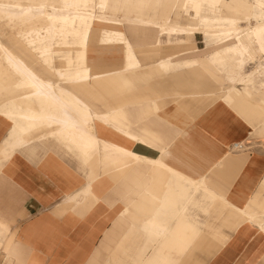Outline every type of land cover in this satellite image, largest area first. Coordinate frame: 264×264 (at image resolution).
Instances as JSON below:
<instances>
[{
    "label": "bare ground",
    "instance_id": "6f19581e",
    "mask_svg": "<svg viewBox=\"0 0 264 264\" xmlns=\"http://www.w3.org/2000/svg\"><path fill=\"white\" fill-rule=\"evenodd\" d=\"M200 1L202 0H0V18L9 24L22 23L27 29L26 42H21L15 35L12 42L33 47V52L38 54L41 62L57 74L60 81L63 77L64 83L70 85L69 88H59L57 87L59 84L42 79L0 39V85L3 88L21 89L25 93L23 97L21 96V101L36 99L39 103V109L23 108L18 105L16 109L9 108L4 112V115L12 121L13 128L16 129L13 144L17 146L27 144L33 132L51 129L57 125L60 128L58 135L69 141L66 146L70 148L72 144L71 148L80 151L81 159L87 162L92 161L93 167H99L106 162L105 158H109L118 165L119 171L128 169L129 164L132 166L131 164L140 161L162 165L157 159L135 153L131 147L118 145L115 138L113 140L99 138L98 135L102 131L111 130L124 135L128 145L134 143L146 145L129 130L117 131L115 127H110L101 117H106L116 124V115L99 113L96 107L86 105L84 99L91 98V94H96L94 89L103 91L104 87L101 84L103 83L107 84L105 87H109L112 97H116L115 101H118L124 88L141 87L149 79H156L164 74L195 66L208 71L211 75L220 68L231 69L225 79L226 84H234L238 78L246 79L243 80L245 83L243 90L232 88L222 102L225 100L232 107L248 103L251 108H254L257 114L255 117L257 119L262 117L264 120V82L257 86L260 89L257 90L253 81L255 73L259 74L260 70L247 73L249 61L264 56V47H262L264 45V0L238 3L228 14H220L219 18L205 15L193 16L192 9L198 12L203 10V3ZM85 4L87 7H82ZM217 7L213 6V9L216 10ZM252 19L256 22L254 29L241 25L250 23ZM126 26L128 29H139L146 33L157 31V35L155 33L149 37H143L142 41L148 45L161 44L163 34L168 35L172 46H178L181 42H185L188 36L197 34L203 35L206 42L215 41L216 44L211 55L205 56L201 49H195L191 50L193 52H182L167 59L144 64L135 51V47H143V45L137 46L130 40L121 29ZM94 40L100 46L110 45L116 52L123 54L120 69L113 72L94 73L93 66L87 59L89 46ZM67 41H72L76 59L69 55L72 47L67 46ZM64 43L69 49L68 54L60 47ZM255 45L258 46L260 55L256 52ZM60 56L66 58L60 59L62 67L56 69L54 63ZM5 62L7 65L4 64ZM217 66L220 68L218 69ZM29 74L36 77L37 84L40 86L24 84L25 81H30ZM47 93H54L56 98ZM243 143L234 144L232 149L242 151L246 148ZM219 160L228 161L230 158L226 154L221 155ZM179 173L173 174L177 187L166 188L168 190L163 191L165 189L163 186V190L160 191L161 196H170L167 197L171 199L170 202L166 201L162 204L163 209L169 208V212L173 210V215H177L175 212L183 213L184 216L192 219L191 207L202 208L205 212H209L211 208L217 209L221 206V211L226 212L223 218L233 222L229 230L234 232L242 223L250 221L249 216H255L254 211L259 209L264 212V196L255 201V209L252 213L247 211L246 215L244 206H239L224 195L211 191L205 178L196 182L186 177L187 182L181 184L180 180L184 176ZM113 176L117 175H111ZM161 182L163 184V180ZM165 214L167 213H164L162 217L166 218ZM255 217L258 221L260 216ZM158 218L155 220L152 218L154 225L166 229L167 224H164L166 220L163 223ZM256 225L259 226V223L257 222ZM155 236L159 238L158 233H155ZM213 236L222 243H227L230 239L229 234L218 229L214 230Z\"/></svg>",
    "mask_w": 264,
    "mask_h": 264
},
{
    "label": "crops",
    "instance_id": "0c3cea01",
    "mask_svg": "<svg viewBox=\"0 0 264 264\" xmlns=\"http://www.w3.org/2000/svg\"><path fill=\"white\" fill-rule=\"evenodd\" d=\"M125 29H128V27L126 26ZM155 33L156 35L158 34L157 31L146 33L145 37H149L147 35ZM189 37L193 36H188L186 40ZM184 43L180 45H184ZM167 46L169 45L157 47L155 50H150L148 46L142 48L135 47V51L144 64H151L156 62L155 59L157 58L158 60H162L177 54H173L171 47L169 48ZM191 50L195 49H189L183 52ZM87 56L88 63L92 64L94 73L113 72L120 69L123 63V54L111 51L107 46L96 47L95 51H93V55H91L90 62L89 49ZM26 64L30 67L27 62ZM40 64L41 69H49L42 62ZM54 67L60 69L62 65L57 67L54 63ZM196 67L209 76L217 85L213 77L199 66L184 68L175 73ZM30 68L39 77L45 79L36 69ZM55 75L58 77L57 74ZM161 77L163 76L156 79ZM47 80L51 79L48 77ZM135 90L136 88H133L127 92L129 93L127 95H132L134 97L129 108H125L124 104L119 102L124 100V95L120 94L118 101H114L120 108L114 110L113 106L108 103L107 113H111L110 116L116 115V124L122 130H129L133 136L141 139L146 145L142 143L128 145L124 135L111 130H104V132L102 131L98 136L101 139L108 140H113L115 138L118 145L131 147L135 153L159 161H161V149L153 147L152 142L162 143L164 145L163 150L166 153L165 159L161 161L162 165L149 163L148 167L145 166L146 168L143 169L145 171L147 169L149 171L151 169H157V167L164 169V173L162 172L159 176L160 182L163 180V184L159 182L160 191L163 190V186L165 188L163 191L177 187V183H175L176 178L173 177V174L179 173L180 171H178L177 168H175L177 169L175 170L174 167L168 163L167 149L170 142L167 140L169 138L167 130H156L153 129L152 126L144 128V126L139 125L141 119L148 115V109L139 106L141 98L136 96L137 93H135ZM124 92H126V89ZM210 95H215V93H211ZM91 96L92 94L90 97ZM84 100H87V104L91 106H98L96 105V101H93L92 97L85 98ZM96 109L98 111V108ZM131 115L135 117V120L130 118ZM210 122L213 124L212 127H208ZM196 123L197 127L190 129L189 135L187 134L186 136L180 137L174 143L173 150L185 159L186 163L182 165L181 168L186 172H191L193 176L198 177L200 174L206 172L208 163L211 159L216 158L225 148L230 147L234 141L246 138L244 131L247 129V126L234 114L230 119L225 120L219 117L217 121L214 119V116L212 117L209 113L203 120ZM11 124L12 121L10 119L0 114V143L6 138L7 134H9V138L6 141L4 140L5 147L2 150L4 159L1 160L3 164H0V166L4 165L0 169V234L5 232L6 235L5 241L0 246V264H6L7 256L15 261L14 264H88L90 260H96L99 250L105 247L106 243H109V238H114L117 234L121 233L112 249L117 247L125 231L123 219H130L133 216L130 207L133 202L125 205L124 201L126 198L121 197L119 193H117V195H106L105 199H102L101 196L107 193L112 185V181L116 179V177L122 179L125 173L128 172L129 174L135 167L148 162L140 161L131 164L132 166L129 164L128 169L119 171L118 165H115L109 158H105L106 162L102 163L99 167H93L92 161L87 162L81 159L80 151L71 148L72 144H70V148L65 145L67 151H77L78 163L81 167H89L90 170L87 172L86 182V176L77 169L72 157L70 155H59L60 151L56 149L55 145H53V147L57 150L58 154L53 150L45 154V150L39 148L36 158L27 157L26 154H30V152H25L23 150L32 147L35 141L30 140L27 143L28 145L24 144L21 146L13 144L14 134H12L13 127H11ZM54 127H57V129L54 130ZM47 130V135L49 136L46 138L47 135H44L39 138V140L47 141L49 137L54 136L53 134L57 135L60 132V128L57 125ZM9 149H19L22 150L23 153H18L14 158L7 161L9 158H7L6 155H9V153L4 152ZM221 155H226V153H222ZM221 155L207 172L199 178H193L180 172L179 174L184 176V178L180 180V183H186L187 178H191L196 182H200L205 178L209 188L211 187L210 190L217 193L213 186L215 183L213 178L208 177L206 174L215 173L214 176L222 177L224 173L215 170L216 165L222 163L223 168L230 169L227 177H234V180L228 187L229 199L222 192H218L217 194H222L231 202L243 206L247 199L258 190L260 182L264 178V149L256 148L250 151L247 153L245 159L229 155L230 160H222L221 162L219 160ZM97 169L100 170L99 173H97ZM194 171L196 172L192 173ZM111 175L117 176L111 177ZM164 177L166 179H164ZM170 179H172V181H169ZM80 187H82L81 190L77 192V189ZM116 187V189L119 188V186ZM122 189L120 190L122 191ZM223 190L226 191L225 188H223ZM81 195H83L84 198H89L91 195L95 196L97 201H95V204L91 207L84 201L83 203L80 202L81 204L78 203L76 206L73 205L70 208L64 209L72 201L79 202V197H81ZM161 197L163 203H166V201L170 202L171 200L167 198L170 197L168 195H163ZM162 202H160L161 205L159 204L160 207L159 209L157 208L158 210L155 214L139 218L140 220L138 222L139 224L142 221L139 224V228L142 226V229L145 230L146 233H149L151 237L154 236L151 238L152 241L154 243H159V246L156 247L157 250H154L161 254V256L163 254L161 262L165 257L164 255L169 251L174 250L178 257L183 253L184 246H178L174 243L181 238L183 239L181 234H183L184 231L192 233V238H196L202 243L205 237V230L210 226L208 223L198 220L194 215L192 219L184 216L182 212V214L175 212L177 215H173L172 212L174 211L172 209L171 212H169V208L163 209ZM141 206L142 204L139 203V208ZM113 207L120 209L118 214ZM164 213H167L165 214L167 216L166 218L161 217L164 216ZM169 216L171 219H169ZM155 217L163 223L166 220L164 223L167 224L166 229L154 225L153 219H157ZM147 226L151 229H148ZM136 227L137 226H133L134 229H136ZM132 229L129 231H132ZM118 231L120 232L118 233ZM213 232L214 230L211 232V239L215 241L213 248H222L219 253L214 254L205 264H214V261L217 259L221 264H259L261 257H264V231H261L258 225L250 221L242 223L234 232L229 230L232 234L227 243H222L215 239ZM155 233L159 234V238H156ZM9 239L10 241L7 246L6 254L5 244ZM210 247L212 248V246L206 248L210 249ZM87 250H89L90 253L85 255ZM141 257L139 256V259L142 261L140 260L138 264H153L154 258L152 254L145 258ZM103 264H105V262H103Z\"/></svg>",
    "mask_w": 264,
    "mask_h": 264
},
{
    "label": "rangeland",
    "instance_id": "374dc122",
    "mask_svg": "<svg viewBox=\"0 0 264 264\" xmlns=\"http://www.w3.org/2000/svg\"><path fill=\"white\" fill-rule=\"evenodd\" d=\"M220 1V2H219ZM202 0L200 1L203 3V10L197 11L196 9H192L191 14L193 16H208L211 18H219L220 14H228L233 8H235L238 3H244L246 1L252 2L253 0ZM207 4V5H206ZM209 5V6H208ZM213 6H218L215 9H213ZM211 10L216 11V13L211 12ZM218 12V13H217ZM243 27L254 29L256 22L254 19L250 21V23H242ZM130 38V40L137 46L143 45V47L148 46L150 50H155L157 47H162L164 45H169L167 47H171V50L173 54H180V52L189 50V49H201L205 54L211 55L213 52V49L215 47V41H209L206 42L203 35L197 34L193 37H189L185 43L184 41L180 44L184 43V45L179 46H171V43L169 42L168 35L163 34V41L161 44L157 45L156 43H150L145 44L142 39L146 36V33L139 29H125L121 28ZM13 35H15L21 42H26L28 39L27 35V29L24 24L22 23H15V24H9L7 21L0 18V39L4 42V44L9 47L12 51H14L18 56H20L23 60H25L30 67L36 69V71L41 75L43 73L47 77H49L54 83L60 84L61 81L58 79V77L55 75L54 72H52L51 69H41L40 63L41 59L38 58V54L36 52H33V47L27 45H19L14 44L12 41ZM149 36V35H147ZM173 40V39H170ZM58 42V40H56ZM72 41H67V46H71V51L69 52V55L71 57H74L76 59V52L75 48L71 44ZM97 41L94 40L90 46H89V62L91 60V55H93V51H95L96 47H99ZM95 44H97L95 46ZM94 45V46H93ZM62 48V51H64L66 54H68L69 49L66 47V43L62 44L60 46ZM104 47V46H102ZM106 47V46H105ZM110 48L111 51H115L113 47L110 45L107 46ZM142 48V47H138ZM255 50L260 55L261 53L258 52V46L255 45ZM193 52V51H188ZM118 53V52H116ZM38 56V57H37ZM66 58L60 56V58H56L55 65L57 67H60L62 65V61L60 59ZM156 61L158 60L155 59ZM4 61V60H3ZM5 65L6 62L4 63ZM91 64V63H90ZM92 65V64H91ZM219 69L220 66H217ZM229 68H220L219 71H214L213 75L207 71V73L213 77L215 82L209 78L203 71H201L199 68H193V69H186L183 72L179 73H172V74H164L163 77L159 79H149L146 82H144L143 86L141 87H135V93H137L136 96L140 97V107H146L148 110V115L141 119L139 125L144 126V128H149L152 126L153 129L156 130H167V133L169 135V146L167 149V155H168V163L175 168L178 169V171L186 174L187 176H191L193 178H199L201 175L205 174L207 170L212 166L213 163L216 162L217 158L222 154L226 153L228 155L235 156L236 158H244L247 157V153L250 151L256 149V148H263L264 149V120L262 117H258V119L255 117L254 108H251L248 103H242L238 107H232L224 102H222V99L225 98L227 95H229L230 90L232 88H238L240 90H243L245 87V83L243 80L246 79H240L238 78L237 82L234 84H226L225 79H227L228 73H230ZM260 70V73H255ZM247 73H255L253 77V81L255 82V87L257 90H260L259 87H257L259 84L264 82V56H260L257 58V60H250L247 67ZM42 76V75H41ZM43 77V76H42ZM8 82V80H6ZM100 80H98L99 82ZM100 83V82H99ZM102 84V87H104L103 91H97L96 94H93L91 97L94 101H96V105H98L96 108H98L99 112H106L108 110V103L113 106L114 110L119 109L118 104L115 101L116 97H112V92L108 89L109 87L107 84ZM100 84V85H101ZM65 87H70L69 84H65ZM126 89V92H123L122 95H124V100L119 101L121 104H124L125 108L130 107V103L132 99L134 98L132 95H127L130 90L132 89ZM107 93H106V91ZM211 93H215V95H210ZM25 93L21 89L17 88H3V86L0 85V114L4 117L8 118L4 115V112L7 111L9 108L16 109L18 105L23 106V108L29 107L31 109H39V103L36 99H31L28 101H21V96L23 97ZM114 99V100H113ZM93 104V102H92ZM258 105H261V103L257 102ZM217 107V108H216ZM216 108V109H215ZM215 109V110H214ZM222 110V111H221ZM213 113H212V112ZM222 112V113H221ZM211 114L212 117L214 116L215 120H219V117L227 120L232 117L234 114L237 118H239L242 122H244L247 126V129H245L244 133L246 134L245 139H241L238 141H234L230 147L225 148V150L222 151V153L218 154L216 158H213L209 161L207 170L205 173L200 174L198 177L193 176L191 172H186L184 169L181 168L182 165H184L185 159L174 152L173 147L174 143L182 136L189 135V130L192 128L197 127L198 121H201L204 119V117L207 116V114ZM216 114V115H215ZM257 115V114H256ZM132 120H135L134 116H130ZM212 122L208 124V127H212ZM255 125V126H254ZM260 125V127H259ZM254 126V128L252 127ZM11 127H13V123L11 124ZM54 130L57 129V127L53 128ZM48 130H39L35 131L31 134L29 139L31 141H35L34 145L30 147L29 149H25L23 151L27 152L29 151L30 154H26L27 157L36 158L38 156V149L43 148L46 152L53 150L54 152H57L56 149H59L60 154L62 156L70 155L72 157L73 162L77 166V169L82 172L86 176V182H87V172L89 169L88 166L81 167L79 165V161L77 158V151H67L65 145L69 144V141L61 138L58 134L54 135L52 137H49L47 141L39 140L44 135H47ZM251 134V135H250ZM49 135L46 136V138ZM51 136V135H50ZM9 138V134H7L5 141ZM2 141L0 143V164H3L1 162L2 159H4V155L2 153L3 148L5 147L4 142ZM244 142V143H243ZM247 142V143H246ZM245 144V149L242 151H234L232 149L234 144ZM249 143V144H248ZM55 145L56 149L53 147ZM66 148V149H65ZM22 150L16 149H9L5 151L4 153H9V155H6L7 158L10 159L14 158L18 153H23ZM153 164V163H151ZM149 163H143L139 165L138 167H135L133 171H130L131 173L128 174L125 173L123 178L114 179L112 181L111 187L108 189L107 193L101 196L102 199H105L106 195H119L121 197L126 198L124 201L125 205L133 202L131 204L132 214L133 216L130 219L124 218V235L121 237L119 244L117 247L112 249L114 246L115 241L119 238L120 231H118L119 234H117L114 238H109V243H106L105 247H102L99 250V253L96 257L97 264H138L140 262L139 256L145 258L149 255H153L154 261L153 264H172V262H175V264H205L214 254L219 253L220 249L222 248H213V244H215L211 239V232L215 229L221 230L225 232L226 234L231 235L232 233L229 232V228L231 227V220H225L223 217L226 216V212L221 211L222 207H218L217 209L211 208L209 212H205L202 208L197 207H191V213L194 215L198 220L202 222L208 223L210 226L206 228L205 230V237L203 238V242H199L196 238H192V233L184 231L182 235L183 239L177 240L174 244L184 246L183 253L178 257L174 250L169 251L166 255H164V259L161 262V254L156 252L154 249H156L157 246H159V243L153 242L151 239V236L149 233H146L142 228H139V218H144L147 216H151V214H155L157 208H159L160 201L162 202L161 193L159 190V176L164 173V169L161 167H157V169H151L150 171L147 169L146 171L143 168L148 167ZM4 165L0 166V169ZM146 166V167H145ZM175 169V170H177ZM216 171H222L221 173H224L222 177L214 176V174L209 173L206 174L208 177H212L214 180V189L217 192H222L228 197V187L231 185V182L234 180L232 178L227 177L229 174L230 169L223 168V164L219 163L216 165L215 168ZM99 169H97V173H99ZM196 171L192 172L195 173ZM220 173V172H219ZM218 183H217V182ZM264 181L261 180V182ZM260 182V185H261ZM86 184V183H85ZM84 184V185H85ZM117 184V185H116ZM216 184V185H215ZM251 195L246 203L243 205L244 208L252 213L255 209V201L260 199L264 196V194L261 193V188ZM119 186L120 189L117 187ZM83 187V186H82ZM77 189V192L81 190V188ZM113 188V189H112ZM153 188V189H152ZM225 188L226 191L223 190ZM150 189V190H149ZM152 189V190H151ZM79 197V202L72 201L69 203V205L66 208H70L73 205L76 206L78 203H83L84 201L89 204L91 207L95 204L96 198L95 196H89V198H82ZM86 199V200H85ZM128 200V201H127ZM80 203V204H81ZM139 203L142 204V206L139 208ZM118 214L120 211L119 208L113 207ZM264 213L262 210L257 209L253 212L255 216H261V214ZM162 217V216H161ZM163 218V217H162ZM169 219H171L169 217ZM171 222V221H170ZM229 222V223H228ZM233 223V222H232ZM133 226H137L136 229H133L132 231H129ZM228 231V232H227ZM6 239L5 232L0 234V246L3 244V242ZM10 239L5 244V252L7 254V246L9 244ZM198 241V242H197ZM210 247V249H207L206 247ZM112 249V250H111ZM157 250V249H156ZM90 251L87 250L85 252V255L89 254ZM145 260V259H144ZM155 262V263H154ZM15 261L11 258H8L6 260V264H14ZM76 264V263H74ZM79 264V263H77ZM214 264H221L220 261L217 259L214 261Z\"/></svg>",
    "mask_w": 264,
    "mask_h": 264
},
{
    "label": "snow or ice",
    "instance_id": "6c2138e0",
    "mask_svg": "<svg viewBox=\"0 0 264 264\" xmlns=\"http://www.w3.org/2000/svg\"><path fill=\"white\" fill-rule=\"evenodd\" d=\"M76 7H81V5H76ZM82 7H87V5H82ZM262 47H264V45H262ZM35 70V69H34ZM30 75V74H29ZM41 75L43 76V78L47 79L48 77L46 75H44L43 73H41ZM24 84L27 86V85H32V86H40L37 84V80H36V77H33L30 75V81H25ZM65 83H64V78L62 77L61 78V83L57 86L59 88H63L65 87ZM39 94V93H38ZM47 95H50L52 96L54 99L56 98L55 97V94L54 93H47ZM81 99H83V97H81ZM87 100H85V104L87 105ZM101 119L104 120V122L106 124H109L110 127H115L117 131H122V129L114 124L113 122L109 121L106 117H101ZM12 132L13 134L16 132V129L15 128H12ZM152 146L153 147H158L161 149V161H163L165 159V156H166V153L164 152V145L160 142H152ZM260 188H261V193L264 194V181L261 182V185H260ZM245 214L247 215V210L245 212ZM249 220L253 223V224H256L257 222L259 223V228L261 231H264V213L261 214V216L259 217V220L257 221V218L255 216H249ZM88 264H97V262L95 260H90L88 262ZM172 264H175V262H172ZM259 264H264V257H261L260 261H259Z\"/></svg>",
    "mask_w": 264,
    "mask_h": 264
}]
</instances>
